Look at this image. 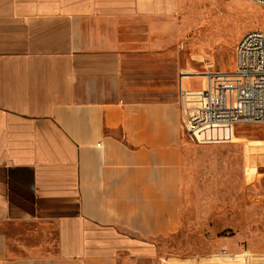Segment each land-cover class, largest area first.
I'll list each match as a JSON object with an SVG mask.
<instances>
[{"label": "crops", "instance_id": "0c3cea01", "mask_svg": "<svg viewBox=\"0 0 264 264\" xmlns=\"http://www.w3.org/2000/svg\"><path fill=\"white\" fill-rule=\"evenodd\" d=\"M182 5L0 0V264L160 261L181 218Z\"/></svg>", "mask_w": 264, "mask_h": 264}, {"label": "rangeland", "instance_id": "374dc122", "mask_svg": "<svg viewBox=\"0 0 264 264\" xmlns=\"http://www.w3.org/2000/svg\"><path fill=\"white\" fill-rule=\"evenodd\" d=\"M181 17L188 90L201 89L209 68L233 71L239 40L264 32V8L250 0H183ZM180 193V221L160 240L156 264H264L263 124L215 126L202 142L187 140Z\"/></svg>", "mask_w": 264, "mask_h": 264}, {"label": "built area", "instance_id": "2783aa9c", "mask_svg": "<svg viewBox=\"0 0 264 264\" xmlns=\"http://www.w3.org/2000/svg\"><path fill=\"white\" fill-rule=\"evenodd\" d=\"M250 1L264 8V0ZM204 75L207 79L196 94L179 83L178 107L187 140L200 143L215 126L264 125L263 31H249L239 40L233 71L209 68Z\"/></svg>", "mask_w": 264, "mask_h": 264}]
</instances>
